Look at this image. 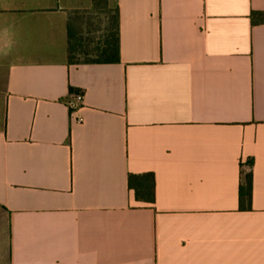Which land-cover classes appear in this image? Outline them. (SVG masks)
<instances>
[{
  "label": "crops",
  "instance_id": "crops-1",
  "mask_svg": "<svg viewBox=\"0 0 264 264\" xmlns=\"http://www.w3.org/2000/svg\"><path fill=\"white\" fill-rule=\"evenodd\" d=\"M86 1L0 0V264H264V0H113L120 61L75 63Z\"/></svg>",
  "mask_w": 264,
  "mask_h": 264
},
{
  "label": "trees",
  "instance_id": "trees-1",
  "mask_svg": "<svg viewBox=\"0 0 264 264\" xmlns=\"http://www.w3.org/2000/svg\"><path fill=\"white\" fill-rule=\"evenodd\" d=\"M105 2V0H103ZM113 27L109 25L108 32L104 40H99L91 52L87 49L84 54L87 58L83 60L75 59L76 30H71L70 37V61L75 63H115L120 61V28H119V12L115 13ZM95 53V54H94ZM93 56V57H90ZM72 94L82 93L79 90L70 88ZM83 94V93H82ZM241 181L239 187V201L241 208H245L251 204L252 198V181H253V163L249 162L248 166L241 167ZM128 184L135 191L138 200L145 202L155 201V175L153 173L134 174L128 176Z\"/></svg>",
  "mask_w": 264,
  "mask_h": 264
},
{
  "label": "rangeland",
  "instance_id": "rangeland-1",
  "mask_svg": "<svg viewBox=\"0 0 264 264\" xmlns=\"http://www.w3.org/2000/svg\"><path fill=\"white\" fill-rule=\"evenodd\" d=\"M115 13V4L113 0L108 5H98L86 1L79 6V10L75 16L78 26L76 28V60L87 58L88 56L84 54V51L88 49L91 52V49L95 47L100 39L104 40L109 25L113 27ZM5 79L6 71L0 69V84L2 81H5Z\"/></svg>",
  "mask_w": 264,
  "mask_h": 264
},
{
  "label": "built area",
  "instance_id": "built-area-1",
  "mask_svg": "<svg viewBox=\"0 0 264 264\" xmlns=\"http://www.w3.org/2000/svg\"><path fill=\"white\" fill-rule=\"evenodd\" d=\"M83 99V94L78 93L74 96V99L69 102L72 108H76L80 105L81 101Z\"/></svg>",
  "mask_w": 264,
  "mask_h": 264
}]
</instances>
